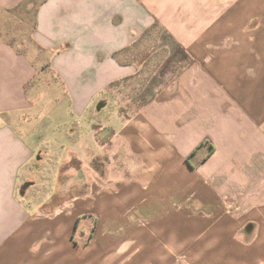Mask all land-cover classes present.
Returning <instances> with one entry per match:
<instances>
[{"label": "crops", "instance_id": "0c3cea01", "mask_svg": "<svg viewBox=\"0 0 264 264\" xmlns=\"http://www.w3.org/2000/svg\"><path fill=\"white\" fill-rule=\"evenodd\" d=\"M0 264H264V0H0Z\"/></svg>", "mask_w": 264, "mask_h": 264}, {"label": "rangeland", "instance_id": "374dc122", "mask_svg": "<svg viewBox=\"0 0 264 264\" xmlns=\"http://www.w3.org/2000/svg\"><path fill=\"white\" fill-rule=\"evenodd\" d=\"M42 76H43V78H42L43 80L45 79V81L49 82L50 84L52 83V87H51L52 88V96L51 97L54 100L53 103H56V104H55V113H54V111H52L50 109V111H51L50 115L52 114L50 117L52 118L53 114L58 115V118L56 120L60 121V123L58 125L61 126L60 131H62L61 132L62 134L58 137V139L59 140L62 139L61 141L63 142V144L70 147L73 143L70 141V137L68 136L69 134L65 133V129L67 128V126L70 123V119L68 118V113L66 112V108H65L66 104L68 105V101H67L68 99L66 98V95H67V91H66L67 86L66 85H67V83L64 79L58 78L59 85H55L54 84L55 81L52 78L53 76H55L53 73L50 74L48 72V73L42 74ZM76 81H78V80H76ZM62 90H64V93H65L64 97L61 96ZM45 112H47V110L42 111V114H40L41 117L44 116ZM94 116H95L94 118H96V115H94ZM94 120L95 119H93V118L91 119L89 116H86L84 118H81L79 121H80V123H82L83 129H85V132H86V129L88 128L90 123L93 122ZM49 133H50V135H49ZM47 134L49 135L50 138H52V132H48ZM92 138H93V135H92ZM89 145L92 146L91 143H89ZM68 152L69 151L66 147L64 154H67ZM81 155L83 157L82 158L83 163H82V166H80L79 170H77L74 167H71L68 170V174L71 175V181L69 182V184H72L73 187L68 190V194L66 195L65 198H67L69 196L72 197V196L78 195L80 193V190H81L80 179L81 178H80L79 172L92 173V172L98 171L100 167H103L104 159L101 158L102 154H101V151H99L98 149H92L90 151V148H89V150L87 152L82 151ZM65 157L71 159V157L68 154ZM65 157H63L62 159H64ZM70 159H68V161H70ZM57 186H58V184L53 185V189L56 188ZM58 200H59V198H58Z\"/></svg>", "mask_w": 264, "mask_h": 264}, {"label": "trees", "instance_id": "16d2710c", "mask_svg": "<svg viewBox=\"0 0 264 264\" xmlns=\"http://www.w3.org/2000/svg\"><path fill=\"white\" fill-rule=\"evenodd\" d=\"M146 34H147V33H146ZM38 50H40V48H38ZM124 51H125V50H124ZM120 53H121V52H120ZM118 54H119V53H118ZM116 56H117V53L114 54V57H116ZM149 56H150V54H149ZM127 81H128V79L126 78V79H123V80H120V81H117V82H113V83L110 84L109 88L120 87L121 85L125 84ZM75 225L77 226V222H76ZM76 226H75V227H76Z\"/></svg>", "mask_w": 264, "mask_h": 264}, {"label": "water", "instance_id": "95a60500", "mask_svg": "<svg viewBox=\"0 0 264 264\" xmlns=\"http://www.w3.org/2000/svg\"><path fill=\"white\" fill-rule=\"evenodd\" d=\"M103 106H104V103H103V102L99 103L98 106H97V110H100ZM25 187H26V186L22 187V188H21V191H22Z\"/></svg>", "mask_w": 264, "mask_h": 264}]
</instances>
